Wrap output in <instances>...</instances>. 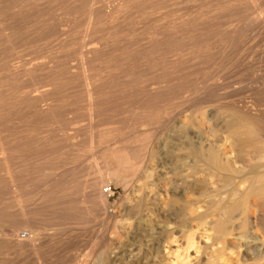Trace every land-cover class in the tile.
Here are the masks:
<instances>
[{
	"label": "rangeland",
	"instance_id": "1",
	"mask_svg": "<svg viewBox=\"0 0 264 264\" xmlns=\"http://www.w3.org/2000/svg\"><path fill=\"white\" fill-rule=\"evenodd\" d=\"M249 1L0 0L7 123L32 109L35 89L47 96L41 107L51 106L47 118L18 121L29 131L35 176L21 188L33 228L22 229L23 250L1 219L0 264H208L222 252L240 263L248 230L223 237L215 213L234 182L193 154L237 125L229 105L248 106L264 126V7ZM52 142L75 149L76 178L56 187L39 175ZM103 172L113 191L106 212L81 183Z\"/></svg>",
	"mask_w": 264,
	"mask_h": 264
},
{
	"label": "bare ground",
	"instance_id": "2",
	"mask_svg": "<svg viewBox=\"0 0 264 264\" xmlns=\"http://www.w3.org/2000/svg\"><path fill=\"white\" fill-rule=\"evenodd\" d=\"M79 1V0H78ZM92 1V0H91ZM243 1V0H242ZM249 1V0H247ZM245 2V1H244ZM74 3V2H73ZM77 3V2H76ZM159 3V2H158ZM230 3V2H229ZM242 3V2H241ZM248 3V2H247ZM250 3V1H249ZM261 3V2H260ZM85 4V3H84ZM245 4V3H244ZM263 7H264V0H262ZM159 5V4H158ZM247 5V4H246ZM251 5V4H250ZM255 5V4H254ZM249 6V5H248ZM248 6L246 8H248ZM252 6V5H251ZM14 7V6H13ZM244 7V6H243ZM242 7V8H243ZM258 7L257 6H254ZM261 7V6H260ZM259 7V9H260ZM88 8V7H87ZM245 8V9H246ZM253 7H251L252 10ZM158 9V7H157ZM161 9V8H160ZM256 9V8H255ZM167 10V9H166ZM264 10V9H263ZM249 12L250 10L247 9ZM256 11L259 10H255ZM87 12V11H86ZM116 12V11H115ZM114 12V13H115ZM118 12V11H117ZM41 13V12H40ZM39 13V15H40ZM160 14V12H158ZM261 13V12H259ZM263 13V12H262ZM88 14V13H87ZM110 17L113 16V13H111ZM134 14V13H133ZM251 14V13H250ZM253 14V12H252ZM94 15V14H93ZM163 15V14H162ZM237 15V14H236ZM257 15V14H256ZM259 15V14H258ZM32 16V15H31ZM107 16V15H106ZM159 16V15H157ZM255 16V15H254ZM253 16V18H255ZM160 17V16H159ZM234 17V16H233ZM245 17V16H244ZM252 17V16H251ZM12 18V17H11ZM158 18V17H157ZM13 19V18H12ZM26 19V18H23ZM91 19V18H90ZM109 19V18H108ZM163 19V18H162ZM238 19V18H237ZM209 20V19H208ZM91 21V20H89ZM138 21V20H137ZM92 22V21H91ZM162 22V21H160ZM257 22V21H256ZM15 23V22H14ZM131 23V22H130ZM163 23V22H162ZM19 24V23H18ZM31 24V23H30ZM92 24V23H91ZM88 25V24H87ZM93 26V25H92ZM86 27V26H85ZM216 27V26H215ZM92 28V27H91ZM90 28V29H91ZM249 28V27H248ZM32 29V28H31ZM42 29V28H41ZM36 30V29H35ZM240 30V29H239ZM12 32V31H11ZM21 32V31H20ZM88 32V31H87ZM40 33V32H39ZM44 33V32H43ZM89 33V32H88ZM244 33V32H243ZM7 34V33H6ZM14 35V34H13ZM42 35V34H40ZM39 35V36H40ZM45 35V34H44ZM241 35V34H240ZM11 36V35H10ZM43 36V35H42ZM27 37V36H26ZM37 37V36H36ZM45 37V36H44ZM24 38V37H23ZM96 38V37H95ZM9 39V37H8ZM8 41V40H7ZM233 41V40H232ZM7 43V42H6ZM20 47V46H19ZM221 49V48H220ZM235 49V48H234ZM224 51V50H223ZM228 51V50H227ZM204 52V51H203ZM94 53V52H93ZM103 53V52H102ZM104 54V53H103ZM207 54V53H206ZM240 54V53H239ZM86 55V54H85ZM88 56V55H87ZM216 57V56H215ZM14 59V58H12ZM130 59V58H129ZM231 59V58H230ZM3 62V60H2ZM135 66V65H134ZM16 67V66H15ZM220 67V66H219ZM33 68V67H32ZM203 68V67H202ZM15 70V69H14ZM46 70V69H45ZM51 71V70H50ZM72 71V70H71ZM10 73V72H9ZM31 73V72H30ZM59 73V72H58ZM33 74V73H32ZM31 74V75H32ZM31 79V77H30ZM14 80V79H13ZM92 80V79H91ZM33 81V80H32ZM47 81V80H46ZM28 82V81H27ZM214 82V81H213ZM94 83V82H92ZM32 84V83H31ZM57 84V83H56ZM97 84V83H96ZM55 85V83H54ZM59 85V83H58ZM149 85V84H148ZM29 86V85H28ZM35 86V85H34ZM57 86V85H55ZM92 86V85H91ZM20 87V86H19ZM144 87V86H143ZM40 88V87H39ZM55 88V87H54ZM31 89V86H30ZM41 89V88H40ZM40 89H35L33 95L35 98L34 105L32 106V109L26 110L19 114V115H13L10 116V126L7 123L9 121L7 116H5L3 103L0 102V221L3 218H10L8 221L12 222V227L10 229L6 228V233L10 235L11 237V243L15 245L16 247H21L23 250L26 248L27 250V243L25 242V239H27L29 236L28 234L23 236L22 229L23 227H26V230L28 232V228L31 225L30 223V212H29V205L27 201L24 200V196L22 195V186L25 185L27 181V157L28 153H30V150L28 151L26 148L27 145V139H28V126L26 124L23 126H19L18 122L20 120V117L26 118L25 120H28L30 118H41L49 114L50 107L47 105V109L44 107H41L40 102L43 103V100L45 99V96L43 98V95L45 94L43 89L40 91ZM91 89V88H90ZM195 90V89H194ZM29 91V92H30ZM49 91V90H48ZM47 91V92H48ZM206 91V90H205ZM20 92V91H19ZM24 92V91H23ZM22 92V93H23ZM28 92V91H27ZM27 92H25L27 94ZM54 92V91H53ZM58 92V91H57ZM56 92V93H57ZM16 93V92H15ZM92 93V92H91ZM29 94V93H28ZM31 95V94H30ZM58 95V94H57ZM125 95V94H124ZM25 94L23 95V97ZM54 96V95H53ZM56 96V95H55ZM9 97V96H8ZM49 97V96H48ZM98 97V96H97ZM101 97V96H100ZM6 98V97H5ZM12 98V97H11ZM51 98V97H50ZM92 98V97H91ZM94 98V97H93ZM3 99V98H2ZM28 99V97L26 98ZM31 99V98H29ZM59 99V98H58ZM6 100H8L6 98ZM23 100V99H22ZM48 100V99H46ZM45 100V101H46ZM92 100V99H91ZM4 101V99L2 100ZM27 101V100H26ZM25 101V102H26ZM29 101V100H28ZM49 101V100H48ZM54 101V100H51ZM93 101V100H92ZM155 101V100H154ZM216 101V100H215ZM5 102V101H4ZM22 102V101H21ZM24 102V101H23ZM88 102V101H87ZM28 103V102H27ZM30 103V102H29ZM32 103V104H33ZM56 103V102H55ZM153 103V102H152ZM92 104V103H91ZM220 104V103H218ZM8 105V103H7ZM10 105V104H9ZM153 105V104H152ZM156 105V104H155ZM23 106V105H22ZM91 106V105H90ZM234 106V107H233ZM238 105H229L230 111H233V116L238 115V123L235 126H232L229 130V135L226 137H218L214 140H206L205 144H207V148L205 151L202 152L199 151L193 155H196V160H198L199 163L204 164L206 167H208L210 170H212L215 174L226 176L230 179H232L233 187L234 189L231 195V202L225 203V204H218V207L216 208V216L218 217V232L223 237H226L228 235H232L235 232L239 231L241 228L242 230H248L247 236H240L244 237L245 244L243 245V251L240 258L239 264H264V149H259V146H263L264 148V126L263 124L260 125L256 120L252 118L253 115L251 113L254 110H250L248 106L243 108H237ZM240 106V105H239ZM26 107V106H25ZM21 107V108H25ZM52 107H56L53 106ZM151 107V106H150ZM10 108V107H9ZM30 108V107H29ZM12 109V108H11ZM16 109V107H15ZM56 110V108H53ZM156 109V108H155ZM97 110V109H96ZM7 111V110H6ZM15 112V110L13 111ZM12 112V113H13ZM19 112V110H18ZM88 112V111H87ZM11 113V114H12ZM17 113V112H16ZM52 113V111H51ZM235 113V115H234ZM259 113V112H258ZM10 114V115H11ZM56 114V113H55ZM88 114V113H87ZM254 114V113H253ZM52 115V114H51ZM57 115V114H56ZM54 115V116H56ZM232 115V112H231ZM229 116V115H228ZM240 116V117H239ZM259 116V115H258ZM5 117V118H4ZM51 117V116H50ZM236 117V118H237ZM259 117H262L261 121L263 123L264 121V114L260 115ZM258 117V118H259ZM39 118V119H40ZM47 118V116H46ZM53 118V117H52ZM51 118V119H52ZM92 118V117H91ZM147 118V117H146ZM153 118V117H152ZM38 119V120H39ZM42 119V118H41ZM50 119V118H49ZM94 119V118H93ZM92 119V120H93ZM234 119V117H233ZM260 119V118H259ZM44 120V119H43ZM47 120V119H46ZM236 121V119H234ZM52 121V120H51ZM151 121V120H150ZM260 121V122H261ZM24 122V121H23ZM22 122V123H23ZM37 122V121H34ZM148 122V121H147ZM27 123V121H26ZM33 123V122H32ZM57 123V122H56ZM31 124V123H30ZM52 124V123H51ZM236 124V123H235ZM29 125V124H28ZM34 125V123H33ZM60 125V124H59ZM30 126V125H29ZM7 127H11L10 131V137L9 140L4 136V131ZM53 129V128H52ZM198 131V130H197ZM201 133L202 130H200ZM9 133V132H8ZM200 133V134H201ZM8 135V134H7ZM105 135V134H104ZM202 135V134H201ZM46 136V135H45ZM110 136V135H109ZM214 136V135H213ZM101 137V136H100ZM31 139V138H30ZM47 140V139H46ZM52 140V139H51ZM29 142V141H28ZM42 143V142H41ZM50 143V142H49ZM54 143V142H52ZM50 144V148L46 150L44 153L46 156H38L42 160V166L41 170L42 173L39 175L46 178L47 183L49 187H56L59 183L68 182L69 183L76 178L73 168L71 166V162H73V155L75 154V149L70 148L68 145H59V144ZM47 144V143H46ZM62 144V143H61ZM149 144V143H148ZM202 144V143H201ZM39 145V144H38ZM37 145V146H38ZM91 145V144H90ZM93 146V145H92ZM85 147V146H84ZM204 147V146H203ZM79 148V147H78ZM202 148V147H201ZM91 149V148H90ZM94 149V148H93ZM92 149V150H93ZM205 149V148H204ZM37 150V149H36ZM45 150V149H44ZM43 150V151H44ZM106 150V149H105ZM199 150V149H198ZM78 152L79 150L76 149ZM62 152L66 154L62 155ZM92 152V151H90ZM94 153V152H92ZM106 153V152H105ZM205 153V154H204ZM80 154V153H79ZM31 155V154H30ZM43 155V153H42ZM162 155V154H161ZM192 155V156H193ZM45 158L46 161H44L42 158ZM76 157L79 158V155L76 154ZM81 157V156H80ZM30 158V157H28ZM35 158V157H34ZM38 158V159H39ZM104 158V157H103ZM162 158V157H161ZM37 159V161H38ZM124 159V158H123ZM164 159V158H163ZM167 159V158H166ZM146 160V159H145ZM195 160V159H194ZM195 160V161H196ZM161 161V159H160ZM167 161V160H166ZM177 161V160H176ZM169 162V161H168ZM46 163V164H45ZM162 163V162H161ZM164 163V162H163ZM169 165V163H167ZM174 164V163H173ZM62 165V166H60ZM73 165V164H72ZM163 165V164H162ZM165 165V164H164ZM171 165V164H170ZM198 166V165H197ZM203 166V165H202ZM186 167V166H185ZM205 167V168H206ZM83 168V167H82ZM164 168V167H163ZM207 168V169H208ZM39 169V168H38ZM98 169V168H97ZM40 170V171H41ZM39 172V171H38ZM106 172V171H104ZM103 172V173H104ZM33 174V172L31 171ZM30 173V174H31ZM98 173V172H97ZM97 173L95 175H97ZM29 174V175H30ZM43 174V175H42ZM28 175V177H29ZM35 176V174H33ZM75 175V176H74ZM33 176V177H34ZM38 176V175H37ZM89 176L87 179L84 178L83 186L87 190L85 196L88 197V193H90L91 197L89 199H96L98 200L99 205L102 210L108 211L107 207V200L105 196L112 195L111 193L104 192L105 190L103 187L107 184L109 179L107 178L106 174H102L99 176V179L95 178L92 181H89ZM168 176V175H167ZM45 178H43L45 180ZM29 180V179H28ZM228 180V179H227ZM30 181V180H29ZM28 184V183H27ZM45 184V182H44ZM43 185V184H41ZM46 186V187H45ZM44 187L47 189V184ZM48 187V188H49ZM231 187V186H230ZM156 190V189H155ZM179 190V189H178ZM228 190V188H227ZM56 191V190H55ZM43 192V191H42ZM41 194V193H40ZM107 194V195H106ZM179 195V194H178ZM52 196V195H51ZM32 197V196H31ZM55 197V196H54ZM44 198V197H42ZM77 198V197H76ZM85 198V197H84ZM94 198V199H93ZM202 199V198H201ZM226 199V198H225ZM95 200V201H96ZM222 201V200H221ZM226 201V200H225ZM224 201V202H225ZM42 202V201H41ZM48 203V202H47ZM97 203V201L95 202ZM38 204V203H37ZM91 204V203H90ZM94 205V204H92ZM98 205V204H97ZM224 206V207H223ZM95 207V206H94ZM99 207V206H98ZM99 209V208H98ZM100 209V210H101ZM91 210V209H90ZM103 212V211H101ZM213 212V211H212ZM216 217V218H217ZM40 218V217H39ZM4 221V220H2ZM6 221V219H5ZM241 221L242 225L239 227L237 226L238 223ZM3 223V222H2ZM1 223V224H2ZM10 223V222H9ZM0 224V225H1ZM5 224V223H4ZM10 225V224H8ZM6 225L7 227H9ZM32 226V225H31ZM30 226V227H31ZM3 227V226H0ZM33 228V227H31ZM29 228V231L30 229ZM4 229V228H3ZM1 230V229H0ZM5 230V229H4ZM2 230L3 232H5ZM33 230V229H32ZM31 230V231H32ZM25 231V230H24ZM26 232V231H25ZM26 232V233H27ZM33 234L35 233L32 231ZM31 232V233H32ZM239 232V233H240ZM240 233V234H241ZM1 234V232H0ZM32 234V235H33ZM218 234V235H219ZM1 235H5L2 233ZM30 235V234H29ZM8 237V235H6ZM5 237V242L8 239ZM36 236V234L34 235ZM3 237V238H4ZM220 237V236H219ZM239 237V238H240ZM2 238V237H0ZM30 238V237H29ZM10 239V238H9ZM32 239V238H31ZM36 239V238H35ZM34 238L32 241L35 240ZM243 239V238H242ZM3 240V239H1ZM3 240V241H4ZM207 240V239H206ZM239 240V239H237ZM241 240V238H240ZM2 241V242H3ZM28 242L30 240H27ZM31 241V242H32ZM1 242V241H0ZM4 242V243H5ZM6 242V243H7ZM10 242V241H9ZM29 242V243H31ZM37 242V239H36ZM225 242V241H224ZM242 242V241H241ZM32 244V243H31ZM6 245V244H5ZM11 245V244H10ZM37 245V244H36ZM33 246V248H37V246ZM2 246V245H1ZM30 247L31 245L28 244ZM107 246V245H106ZM12 247V245H11ZM28 247V248H29ZM39 247V246H38ZM2 248H6L5 246ZM15 248V247H14ZM13 248V249H14ZM32 248V247H30ZM12 249V250H13ZM18 249V248H17ZM21 249V250H22ZM106 249V248H105ZM19 250V249H18ZM22 250V251H23ZM32 250V249H30ZM9 251V248H8ZM35 251V249H34ZM38 251V250H37ZM36 251V252H37ZM222 251V250H221ZM40 252V251H38ZM30 253H33L30 252ZM35 254V252H34ZM214 254V253H213ZM36 255V254H35ZM41 255V254H40ZM4 256V255H3ZM34 256V255H33ZM39 256V255H38ZM213 259L212 261H209L208 264H213L214 261H217L219 263L217 264H229V259H227L224 252L216 254L215 256L212 255ZM13 257V256H12ZM36 257V256H35ZM104 257V256H103ZM105 258V257H104ZM209 258V257H208ZM6 260V259H5ZM104 260V259H103ZM210 260V259H208ZM44 263V262H43ZM216 264V263H215Z\"/></svg>",
	"mask_w": 264,
	"mask_h": 264
},
{
	"label": "built area",
	"instance_id": "3",
	"mask_svg": "<svg viewBox=\"0 0 264 264\" xmlns=\"http://www.w3.org/2000/svg\"><path fill=\"white\" fill-rule=\"evenodd\" d=\"M112 189H105V192L111 193Z\"/></svg>",
	"mask_w": 264,
	"mask_h": 264
}]
</instances>
